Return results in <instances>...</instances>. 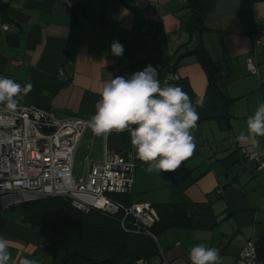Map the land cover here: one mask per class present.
<instances>
[{"label":"crops","instance_id":"0c3cea01","mask_svg":"<svg viewBox=\"0 0 264 264\" xmlns=\"http://www.w3.org/2000/svg\"><path fill=\"white\" fill-rule=\"evenodd\" d=\"M69 2L5 0V10L0 8V77L22 87L32 85L19 107L47 111L56 119L88 121L112 69L130 78L152 66L160 80L173 53L189 52L200 42L221 76L219 89L232 101L223 108L193 56L179 61V80L167 86L181 87L193 104L197 98L204 100L192 130L195 152L174 172L149 173L148 165L136 157L130 204H209L218 222L212 230L159 234L154 238L159 253L152 264H191L189 251L198 244L218 249L219 264H233L250 238L259 249L254 235L264 229V172L245 163L240 150L258 151L264 160V138L253 149L240 144L237 136L262 103L264 50L256 40L264 37V0H211L205 19L209 31L200 39L190 38L181 27L187 19L184 0H76L72 14ZM113 42L123 46L122 55L112 54ZM247 60L254 64V73L247 71ZM86 134L90 141V129L84 138ZM107 139L108 150L135 155L129 132ZM107 139L93 138L99 149L90 158L102 159ZM46 234V229L27 230L0 218L9 264L24 258L39 264L37 245Z\"/></svg>","mask_w":264,"mask_h":264},{"label":"built area","instance_id":"2783aa9c","mask_svg":"<svg viewBox=\"0 0 264 264\" xmlns=\"http://www.w3.org/2000/svg\"><path fill=\"white\" fill-rule=\"evenodd\" d=\"M75 4L76 0H70L67 6L71 9ZM256 43L264 50V37L257 39ZM246 68L249 73L255 72L251 60H247ZM110 76L115 79L121 75L114 68ZM178 80L172 71L160 77L162 86ZM86 122L77 117L56 119L47 111L32 108L18 107L15 112H10L0 106L1 211L48 197H61L83 213L97 211L111 217L121 213V227L129 218L136 228H150L158 220L150 205L124 206L112 198L113 195L131 194L137 161L135 155L110 151L104 146L102 159L89 163L85 157L88 167L84 177L77 181L72 178L74 155L89 129ZM43 128L53 131H43ZM90 135L92 143L95 136L92 132ZM251 152L240 150L243 161L264 172L261 154L252 157ZM257 249L254 239L246 240L233 264H264V257L256 255Z\"/></svg>","mask_w":264,"mask_h":264},{"label":"trees","instance_id":"16d2710c","mask_svg":"<svg viewBox=\"0 0 264 264\" xmlns=\"http://www.w3.org/2000/svg\"><path fill=\"white\" fill-rule=\"evenodd\" d=\"M210 1L184 0L187 19L181 21V27L190 38L195 35L200 39L209 31L205 19ZM4 4L0 1L3 10ZM75 8L76 5L69 13L72 14ZM186 56L196 59L207 77V88L226 109L232 100L219 89L221 76L200 42L189 52L173 53L162 74L175 72L179 61ZM106 145L108 149V139ZM113 200L124 206L130 205V195L116 196ZM151 207L158 220L148 229L134 227L129 218L121 227V213L113 217L97 211L83 213L72 208L61 197H48L23 204L20 216L12 222L27 230H47L37 245L41 257L47 262L39 264H137L138 261L152 264L159 253L154 241L159 234L172 229L212 230L218 225L209 204H154Z\"/></svg>","mask_w":264,"mask_h":264},{"label":"clouds","instance_id":"9594fccd","mask_svg":"<svg viewBox=\"0 0 264 264\" xmlns=\"http://www.w3.org/2000/svg\"><path fill=\"white\" fill-rule=\"evenodd\" d=\"M119 42L111 44L114 56L123 54ZM156 67L147 66L130 78H110L103 84L95 114L86 122L93 136L107 139L112 133H130V143L136 157L148 165L149 173L174 172L195 152L192 130L197 127V108L204 106L203 98L193 104L189 95L178 86H162ZM32 89L31 83L23 87L7 77H0V106L15 112L20 100ZM264 138V103L245 121L237 141L258 148ZM260 155L252 151V157ZM191 264H219L218 249L204 244L189 251ZM11 253L8 241L0 237V264H9ZM20 264H35L24 258Z\"/></svg>","mask_w":264,"mask_h":264},{"label":"rangeland","instance_id":"374dc122","mask_svg":"<svg viewBox=\"0 0 264 264\" xmlns=\"http://www.w3.org/2000/svg\"><path fill=\"white\" fill-rule=\"evenodd\" d=\"M89 139H90V136H88V134H86L85 138L80 143V145H79V147H78V149L74 155L72 178L75 181H77L80 177H84V174H85L86 169L88 167V164L85 161V157H88L89 163L90 162H97L93 158H90L92 153L97 154V152H98L96 142H95V144L90 143ZM100 149H101V147H100ZM112 198H116V196L113 195ZM22 208H23V205H14V206L8 208L5 212H2L1 208H0V218L3 220L13 221L18 216H20V214L22 212ZM254 236L256 239L259 240V243H261V246H264V229L262 231H259L258 233H256ZM261 246L256 251V255L258 258L264 257V248H261ZM37 255H39L41 262H45V263L47 262V260H44L41 257L38 248H37V252H36L35 256H37Z\"/></svg>","mask_w":264,"mask_h":264},{"label":"water","instance_id":"95a60500","mask_svg":"<svg viewBox=\"0 0 264 264\" xmlns=\"http://www.w3.org/2000/svg\"><path fill=\"white\" fill-rule=\"evenodd\" d=\"M42 130L43 131H47V132H52L53 131V129H46V128H43Z\"/></svg>","mask_w":264,"mask_h":264}]
</instances>
